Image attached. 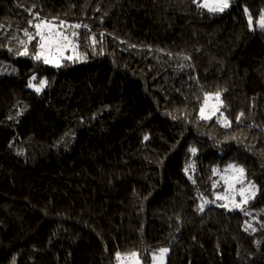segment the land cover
<instances>
[{"label": "trees", "instance_id": "1", "mask_svg": "<svg viewBox=\"0 0 264 264\" xmlns=\"http://www.w3.org/2000/svg\"><path fill=\"white\" fill-rule=\"evenodd\" d=\"M261 15L264 0H0V68L16 64L0 75V264H152L163 247L166 264H264L242 213L198 210L234 162L264 222ZM41 20L80 25L78 59H34ZM217 92L228 127L200 116Z\"/></svg>", "mask_w": 264, "mask_h": 264}, {"label": "rangeland", "instance_id": "2", "mask_svg": "<svg viewBox=\"0 0 264 264\" xmlns=\"http://www.w3.org/2000/svg\"><path fill=\"white\" fill-rule=\"evenodd\" d=\"M196 3L199 5L200 3H203V0H196ZM230 3H231V0H230ZM203 10L208 12V13H211L207 9H203ZM45 22L55 26L56 29L62 35L68 36L69 40L71 41V44L67 48H65L63 50L62 55H60L59 53H54L53 54L54 58L59 59L60 65L63 62H65V61H71V60H74V59H78L77 57H79V56H78V42H77V37H78L77 36V31L78 30H77V28H70V25H68L67 23H64V22H63V24L61 26V22L41 20L40 23H39L41 25V27L38 29V32L44 33L45 35H48V29H47V27L45 25ZM73 33H75L76 35L73 36L72 35ZM38 39L40 40V36L39 35H38ZM40 43H41V40H40ZM73 49H75V50H73ZM39 51H40V49H38V51L35 53V55ZM68 57H72V59L69 60ZM50 65L54 66L53 64H50ZM14 67H16V64L9 65L8 68H5L3 70L0 68V75L13 73L14 72ZM31 78H30V80H31ZM40 81L41 80L36 78V80L33 81V83L38 84ZM206 99L208 100L207 106H205L204 103L202 105V107H205V115H212V111H213L214 107H218L219 110L215 112V115H212L211 119H216L221 124L225 123V118H226L227 121H229L227 119L226 113L224 111V104H223L222 96H220V100L218 101L216 99V97H215V93H211V94H207ZM220 101H222V104L220 103ZM211 119H204V120H211ZM229 164L238 165L237 163H234V162H231ZM229 164H227L223 169H218L219 172L213 174V179H212V184H211V193H210L209 196L200 195V204L204 200L214 201V203H207L205 205V207H204V210L207 207H209V206H219V207H221L220 206L221 204H227L228 205L227 208H225V207H222V208H224L225 210H227L229 212H240V213H242L245 216V222H246L245 223V229L247 228V231L249 233L255 234L257 232H262L261 236L257 239V242H256L257 246H261L264 243V222L258 216L257 212L255 210H252L249 207V203L254 201L259 196V193H260L259 187L254 183L256 185L257 189H258V191L256 192V195H255V198L249 200L246 204H243L242 208H234L233 205H232V201H231V195L235 194V202L236 203H239L243 198L238 195V189L241 187V185L237 184L235 186L237 192L233 193L232 190H230L228 188V186L221 179V177L226 174L224 172V169H226ZM190 165L193 166V167L189 168L188 176L191 179H193V176L197 173V168H196V166H194V161H192V163ZM239 166H241V165H239ZM227 174H230V173H227ZM249 181L250 180L248 179L247 173H246L245 184H247V182H249ZM225 193H229V200L217 199L218 195H223ZM202 212L199 211V213H202ZM248 225H251V227H248ZM164 248L168 249V252L165 253L163 255V257L161 258L160 250L164 249ZM161 249H159L153 255L152 264H166L167 263V258H168L169 254H170V248L163 247ZM133 253H135L137 255L133 256L132 255ZM116 264H143V262H142L138 252H129V253L119 254V256L117 257Z\"/></svg>", "mask_w": 264, "mask_h": 264}, {"label": "snow or ice", "instance_id": "3", "mask_svg": "<svg viewBox=\"0 0 264 264\" xmlns=\"http://www.w3.org/2000/svg\"><path fill=\"white\" fill-rule=\"evenodd\" d=\"M193 2L195 3L196 0H193ZM198 6L202 9H207L209 12H211L213 14L223 13L226 9L229 8L230 0H203V3H200ZM62 24H63V22H61V26H62ZM248 24H249V27H252L253 19H252L250 14L248 16ZM257 24L261 30H264V15H261L259 17ZM45 25L48 29V35H45L44 33H41V32L37 33L40 36L41 43L39 45L40 51L34 56V59L38 60V61L43 60V62L45 64H53L56 67H60L59 59L54 58L53 54L59 53L60 55H62L63 50L71 44V41L69 40L68 36L62 35L56 29L55 26L48 24L47 22H45ZM35 27L39 29L41 27V25L37 24V25H35ZM74 27L79 28L80 25H75ZM26 35H27V32H26ZM72 35L75 36L76 34L73 33ZM93 43H95L94 37H93ZM73 50H75V49H73ZM28 54L29 53L27 51V48H25V50L23 52L18 53V55H28ZM68 59L71 60L72 57H68ZM35 80H36V76L34 75L31 78V80L29 81L28 86L33 88L35 90V92L40 93L47 86L48 81H47V79H43L38 84H36V83H33V81H35ZM220 96H221L220 92L215 93V97L218 101L220 100ZM220 103L222 104V101H220ZM204 104H205V106H207V104H208L207 99H205ZM218 110H219L218 107H214V109L212 111V115H215V112ZM212 115H205V107H201L200 116L202 119H211ZM242 115H243V113H241V116ZM230 123L231 122L227 121L225 118L224 126L228 127V126H230ZM145 139H148V137L146 136ZM190 151L194 154L197 151V149L192 148V149H190ZM191 167H193V166L190 165L188 168H185L184 171L187 173L189 171V168H191ZM213 171H214V173L219 172L218 169H214ZM224 172L226 174L223 175L221 177V179L228 186V188L230 190H232L233 193L237 192L235 186L237 184L241 185V187L238 189V195L240 197H242L243 199L239 203H236L235 202V194L231 195V201H232V205L234 208H242L243 204H246L249 200L255 198V195H256V192L258 191V189H257L256 185L251 181H249V182H247V184H245L246 170L244 169L243 166H239V165H235V164H229L228 167L226 169H224ZM227 173H230V174H227ZM217 199L229 200V193H225L223 195H218ZM207 203H214V201L204 200L198 206V210L202 212ZM220 206L225 207V208L228 207L227 204H221ZM248 227H251V225H248ZM245 230L247 231V228ZM167 252H168V249H166V248L161 249L160 250L161 258ZM117 255L119 256V254H117ZM132 255L136 256L137 254L133 253Z\"/></svg>", "mask_w": 264, "mask_h": 264}]
</instances>
